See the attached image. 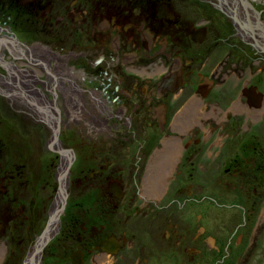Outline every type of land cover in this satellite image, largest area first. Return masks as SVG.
Masks as SVG:
<instances>
[{
	"label": "flooded vegetation",
	"instance_id": "1",
	"mask_svg": "<svg viewBox=\"0 0 264 264\" xmlns=\"http://www.w3.org/2000/svg\"><path fill=\"white\" fill-rule=\"evenodd\" d=\"M188 1L95 0L93 3L96 6L93 10L79 3L87 19L90 11L94 12L99 5H104L103 14H98L101 23L99 28H103L107 33L77 34L75 29L72 31L77 22L76 13L72 17L73 10H76L72 2L65 9H61L56 0H0V90L6 91L3 103L5 106H0L6 108L12 115V120L13 111L17 109L11 101L24 109L29 105L31 110L28 111L34 112V118L37 114L40 116L41 109L46 107L45 104L55 113L56 109L65 110V100L63 99L62 104L61 97L58 96L68 91L69 86L61 81L57 70L75 69L85 76V80L75 88L89 95L87 97L90 102L85 101L88 104L86 121L92 126L90 134H77L73 139L71 132L68 145L63 143L60 134L54 140L51 135V142L43 147L49 151L48 155L38 145V154L34 155L36 159L22 155L21 150L27 144L25 139L21 138L20 154L17 155H13L12 151L8 153L3 150L0 140V249H8L10 254L1 255L0 264H14L13 248L18 249L20 254L24 249H20V245L25 243V239L13 235V226L18 220H22L23 224L33 231L30 220L37 221L40 217H46L48 220L51 213H59L57 220L52 222L53 229L49 238L52 240L62 234V240L66 242L63 244V250L69 246L72 250L82 243L83 248H88L85 252L93 254L96 253L94 249L103 241L116 237L112 232L113 222L108 211L107 194L87 209H84L82 203L83 194L86 190L103 192L101 187L105 184L110 190L111 183L116 180H111V183L107 180L108 176L104 175L105 168L102 163L108 151L131 139L126 132L134 125H139L142 121H171L191 104L190 98L186 97L191 95V92L198 93V88L206 79L203 78L201 69L198 70L201 67L195 66L199 63V56L193 52L190 45L200 40L204 31L210 30L211 37L217 33L222 35V47L224 44L229 47L230 62L238 63L239 67L247 70L249 68L250 74L258 75L263 71L260 63L264 62L261 58L264 56V45L260 44L264 41V0H191V10L187 11ZM86 4L88 6L89 2ZM213 9H217L222 16H218ZM18 11L26 15L25 21L31 25L28 26L31 35L39 41L16 43L17 40L13 38L11 31L14 27L13 13ZM182 11L189 13V21L185 20L184 14L181 15ZM222 17L228 24L221 20ZM221 22L225 26H222ZM39 24L42 28H47H37ZM86 24H77L78 30ZM114 32H117L119 37H114L116 46L112 47L107 35ZM47 39L55 41V50L51 49H54L53 43H47ZM190 41L193 43L190 44ZM241 41L244 49L235 50ZM42 45L48 47L47 58L36 55L34 50ZM189 49L192 50L190 53ZM16 57H19L21 62L34 61L40 66L41 72L34 75L27 72L19 62L14 64ZM255 59L259 61L256 63ZM56 61L63 62L64 68L57 69L54 66ZM69 63L72 65L68 68ZM229 74L234 72L228 71L225 75ZM258 84L254 79L253 82L242 84L241 89L246 91L247 88L253 90L255 87L256 90ZM70 90V93L77 94L72 92V87ZM67 96L72 103V96ZM204 102L205 100L203 104ZM53 121H57L54 116ZM61 121L63 122L62 119ZM3 123L12 128L13 123L0 114V128ZM101 125L106 131L98 134L93 127ZM39 137L41 141H46L45 137ZM8 141H12L11 137ZM80 143L84 149L77 151ZM6 146L10 147V143H6ZM79 157L89 163L86 169H78L84 173L83 176L76 174L74 161ZM99 158L101 165L92 167L91 160ZM39 160L42 166L38 165ZM151 161L148 162L147 156L144 164L147 170ZM135 162L136 160H133V165ZM13 163H16L15 166ZM31 166L35 167V170ZM72 175L78 181L80 189L78 201L72 199L70 193L69 202L67 191L70 184L72 191ZM32 176L39 181L40 188L33 185ZM62 176L64 179L61 184ZM116 182L122 189L120 182ZM59 184L63 187L62 194H59ZM73 206L78 209L72 211ZM75 213H78L76 218ZM62 216L69 218L68 225H62ZM92 227L96 229L92 230ZM100 253L102 254L101 250ZM199 253L200 250L196 255ZM152 254H149L152 256L150 261L154 259ZM168 255L169 252H161L158 254V257H161L159 261L151 264H172L167 259ZM71 256L70 263L71 260L73 262ZM135 258L140 262L144 261L145 257L136 254ZM47 264H57V258L53 257L52 262Z\"/></svg>",
	"mask_w": 264,
	"mask_h": 264
},
{
	"label": "rangeland",
	"instance_id": "2",
	"mask_svg": "<svg viewBox=\"0 0 264 264\" xmlns=\"http://www.w3.org/2000/svg\"><path fill=\"white\" fill-rule=\"evenodd\" d=\"M93 1L95 0H56L61 9H65L71 2L76 6L72 17L76 13L77 22L72 31L75 29L77 34L107 33L103 28H99L101 23L98 14L100 12L103 14L104 5H99L94 12L89 10L88 19L82 7L78 5L82 3L93 10L96 6ZM190 4L191 0L188 1L187 11L191 10ZM213 10L218 16H222L216 11L217 9ZM187 11H182L181 15L184 14L185 20L189 21ZM25 18L26 15L21 11L13 13L14 27L11 32L14 34L13 38L17 40L16 43L39 41L37 37H32L28 28L31 25L25 21ZM221 20L228 24L223 17ZM82 22L87 24L78 30L77 24ZM221 24L225 26L222 22ZM40 25L37 28H42ZM217 34L211 37L210 30H207L200 40L194 43L190 41V44H194L190 45V48L199 56V63L197 62L195 66L201 67L198 70L201 69L200 72L206 81L200 85L198 93L191 92L186 98H190L189 103L196 100L198 112L205 113V117L195 120L190 116L189 120L193 124L182 132L173 127L178 115L171 121L154 120L150 123L142 121L139 125H134L126 132L131 139L124 144L116 145L108 151L105 158L102 157L107 180L110 183L111 180L120 182L122 189L116 181H113L110 190L105 184L101 187L103 192L86 190L85 192H89L83 194L84 209L107 194L108 211L113 222L112 232L116 237L103 241L94 249L96 253L93 254L85 252L88 248H83L82 243L72 250L70 246L63 250V244L66 242H63L62 234L49 242H41V235L48 222L46 217H40L37 221L30 220L33 231H30L22 220H18L13 226L15 231L13 235L23 237L25 243L20 245V249L24 247L21 254L18 249L13 248L14 264H47L52 262L53 257L57 258V264H151L159 261L161 257L159 258L158 254L161 252H169L167 259L172 264H264V62L260 63L263 71L258 75L250 74L249 68L247 70L242 66L239 67L238 63L233 64L228 55L229 47L225 44L222 47V35ZM116 35L119 37L117 32L107 35L112 47L116 46L114 38ZM42 36L47 38L46 35ZM46 42L53 43L54 49H51L55 50L54 40L47 39ZM240 43L235 50L244 49L242 41ZM262 44L264 45V41L260 45ZM34 50L36 55L48 57V47L42 45ZM192 50L189 49V53ZM261 58L264 60V56ZM254 61L257 63L259 60ZM18 62L33 75L41 72L40 66L32 60L21 62L19 57H16L14 64ZM71 65L72 63H69L68 68ZM54 66L57 69L64 68L63 62L56 61ZM219 66L222 67L218 69ZM57 71L61 81L69 86L68 91L58 96L61 97L62 104L63 99L65 100L66 109L62 111L56 109L55 113L45 104L46 107L41 109L40 116L37 114L34 118V112L28 111L31 110L29 105L24 109L11 101L10 103H13V107L17 109L13 111L12 120V115L6 108L0 106V114L13 123L12 128L6 127L5 123L1 124L0 140L3 150L8 153L12 151L13 155L20 154L22 138L27 142L21 150L22 155L36 159L34 158V155L38 154L36 146L43 148L46 143L48 145L52 140L51 135L54 140L60 134L63 143L68 145L71 132L72 139L77 134H90L92 126L86 121L88 104L85 102H90L87 97L89 95L75 88L78 83L85 80L84 74L75 69ZM228 71L234 74L225 75ZM254 79L259 83L256 90L255 87L253 90L241 89L243 85L253 82ZM70 87L73 89L72 92L77 93L76 95L70 93ZM5 92L0 90V105L3 106H5L3 104ZM67 95L72 96V103ZM232 97L239 99L230 101ZM203 100H205L204 104ZM252 102L259 103L254 105ZM236 103L242 104V107L247 109L234 110ZM210 112L212 114L209 115ZM53 116L57 119L56 122L53 121ZM93 128L98 134L106 131L103 125ZM39 136L45 137L46 141H41ZM10 137L11 142L8 141ZM165 137L173 138L180 145L174 169L165 179L164 189L159 196H144L142 183L147 172L144 164L147 156L150 162L151 156L162 148ZM147 139L152 141L148 142ZM6 143H10V147L6 146ZM128 144L130 145L127 149ZM43 149L48 155L49 151ZM83 149L80 143L77 151ZM73 160L74 158L72 162ZM133 160H136L134 165ZM91 161H93L92 167L101 165V158ZM74 162L77 176H83L84 173L78 169L80 167L86 169L89 163L81 157L76 158ZM37 163L42 166L41 160ZM34 164L36 166V160ZM31 167L35 170V167ZM259 170L261 173L255 174ZM43 181H45L44 177ZM32 183L40 188L39 181L33 176ZM113 183L117 185L119 191L113 190ZM78 186V181L72 175V191H70L71 184L67 191L69 202L70 193L72 199L78 201L80 189ZM118 192L120 196L117 198L115 195ZM74 209L78 208L73 206L72 211ZM77 216L78 213H75L74 218ZM68 222L69 218L62 216V225L64 223L68 225ZM234 228H239V232L234 234ZM95 229L92 227V230ZM90 247L92 248L91 244ZM32 249L35 252L33 256L29 254ZM6 250L8 252V249ZM199 250L200 253L196 255ZM148 253L150 255L154 253L153 260L150 261L152 256ZM136 254L145 257L144 261L139 262L135 258ZM70 256L73 258L71 263Z\"/></svg>",
	"mask_w": 264,
	"mask_h": 264
},
{
	"label": "bare ground",
	"instance_id": "3",
	"mask_svg": "<svg viewBox=\"0 0 264 264\" xmlns=\"http://www.w3.org/2000/svg\"><path fill=\"white\" fill-rule=\"evenodd\" d=\"M238 99H239L238 97H232L230 101H236ZM252 103L255 105L258 104L259 102L258 103L252 102ZM242 106H243L242 104L236 103L234 110L247 109L246 107H242ZM210 114H212V112H210L209 115ZM190 116L193 117L195 120L205 117V113L203 114L198 112L197 102L195 100L192 101L190 105L186 106L184 111H181L178 114V117L173 123V127H176V129L179 132L184 131L193 124V122H190L191 120H189ZM163 139H162L163 140L162 148L154 153L152 157V161L143 179L142 195L144 196L145 195H151L152 197L159 196V194L164 189L165 179H167V177L171 174V172L174 169V165L178 157V152H179L178 150L180 148V145L178 144L177 141L173 140V138L165 137ZM63 179L64 177L62 176L61 184L63 182ZM61 184L58 185L59 194H62L63 192V187ZM53 204L56 205V202H54ZM59 215H60L59 213H51L49 215L46 228L43 234L41 235L42 243H46L50 240V238H45V237H50V233L52 232L53 229L52 222H55V220H57ZM234 231H235L234 234H236L237 232H239V228H234ZM29 254L32 256L35 255L34 249H32L29 252ZM1 255H10V254L7 252V250L0 249V257ZM105 257L107 258V256ZM30 260H32V258H30Z\"/></svg>",
	"mask_w": 264,
	"mask_h": 264
},
{
	"label": "water",
	"instance_id": "4",
	"mask_svg": "<svg viewBox=\"0 0 264 264\" xmlns=\"http://www.w3.org/2000/svg\"><path fill=\"white\" fill-rule=\"evenodd\" d=\"M112 187H113V190H114V191H119V189H118V187H117L116 184H113ZM119 196H120V193L118 192V193L115 195V197L118 198Z\"/></svg>",
	"mask_w": 264,
	"mask_h": 264
},
{
	"label": "trees",
	"instance_id": "5",
	"mask_svg": "<svg viewBox=\"0 0 264 264\" xmlns=\"http://www.w3.org/2000/svg\"><path fill=\"white\" fill-rule=\"evenodd\" d=\"M258 173H261V170H259V171H257L255 174H258ZM254 177V176H253ZM251 187H249V189H250Z\"/></svg>",
	"mask_w": 264,
	"mask_h": 264
}]
</instances>
